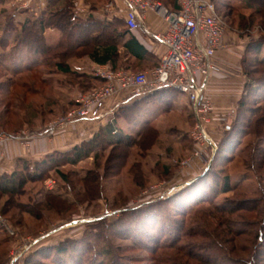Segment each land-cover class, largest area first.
<instances>
[{
  "label": "rangeland",
  "instance_id": "obj_1",
  "mask_svg": "<svg viewBox=\"0 0 264 264\" xmlns=\"http://www.w3.org/2000/svg\"><path fill=\"white\" fill-rule=\"evenodd\" d=\"M229 1L232 3V7L228 12L226 10L217 12L227 28L245 39L247 45L252 39L264 37V10L259 15L251 14L252 12L244 3H240V0ZM19 7L21 5L17 0H3L0 4V40L2 37L10 38V42L14 39V32L10 28L18 24ZM224 12L228 13L227 17L224 16ZM241 25H244L243 27L250 25L252 28L246 30L247 32L244 30L241 32ZM7 26V32H3V30L5 31L4 27ZM51 31L45 36V44L56 47L60 42L62 32L56 28ZM76 61L72 62L74 69L77 68ZM43 71L44 74H41V77L34 71L25 72L20 75L21 82L31 81V78H28L31 76L32 78L37 77L36 83L30 82L31 86L30 84L29 86L36 89V92H43L47 87L40 86L39 79L54 80L47 89L59 95L60 100L57 95L54 96L59 106H45V115L38 116V118H35L36 115L30 111L29 116L32 118V122L27 125L21 120L23 123L19 125V127L22 126L20 130L4 127L2 131L0 130V139L6 136L11 138L6 142H0V174L6 173L2 172V165L6 164L4 167L10 168L15 167L13 169L15 171L20 161L17 160L16 164L12 163L13 165H11V158L9 160L6 155L8 143H17L19 146L15 150L22 147L29 150L33 139L45 137L43 135L46 129L71 110V106V108L65 107V112L60 110V107H64L66 104L67 99H71L75 104L80 95L88 93L76 94L77 90L72 86L73 79L70 77L58 76L54 72L48 74L45 72L46 70ZM84 71L86 72V69H83ZM132 72L137 73L138 71ZM7 77L9 76L0 77V85ZM133 99L127 97L120 100L111 112H114L113 116L125 134L134 137L140 143L145 140V137L138 136L145 121L158 120V123L155 124L158 130L157 135L152 134L156 139L155 144L148 149L144 144L145 149L142 152L138 147L131 149L128 164L116 177L104 176V165L111 152L108 145L100 147L98 157H90L75 166L66 164L60 158L61 156H56L55 163L49 162L50 164L43 167L47 177L45 180L29 182L22 194L16 198L9 199L7 196L0 195V264H76L78 258L83 262L82 264H98L103 261L109 263L112 258H115L118 264H156L154 262L156 256L149 249L154 246L150 236H157V234L150 231L149 227L144 226L142 220L147 215L156 213L159 219L165 220L164 224H166L167 230L171 228L167 221V214L174 215L179 222L183 221L188 226L195 224V227L201 226L202 229L206 213L213 212L212 208L224 206L227 203L237 206L245 201L249 202L246 204V209L239 210L229 216V219L234 223L233 230L236 231V235H231L232 243L226 242L224 245L225 251L230 253L225 262L228 264H241L245 261L250 263L257 250L261 257L253 263L264 264V243L261 244V233L264 232L262 231V229L264 230L262 226L264 222V134L262 137H257L248 133L247 124L244 123V119H240L244 125L240 124L230 153L225 155L222 160L218 159L220 156H215L218 150L215 147L213 150L209 149L205 157L196 160L191 167H184L183 163L192 157L195 150L192 139L195 125L192 126L191 119L193 116L195 124L194 112L186 102H183L182 107L191 114L187 123L180 114H177L178 116L174 114L173 109H166L167 115H161L163 114V105L158 102L150 103L144 108L145 104L141 103L134 111L133 105H131ZM28 101L34 102L33 107L37 110L42 105H39L42 102L41 95L40 97L32 96ZM251 101V107H264V93L261 98L252 96ZM142 108L145 110L144 112H142ZM120 113H126V118L123 117L124 114L120 116ZM189 113L182 115L186 117ZM241 114L246 119L252 117L248 111ZM236 116V111H234L227 127L234 124ZM107 117H109L108 119L112 118V113ZM12 118V122L21 119ZM154 121L152 122L154 123ZM213 127L211 126L212 129ZM9 129L12 132L8 133ZM187 135L189 136L186 138ZM219 136L218 139L215 138L217 145L223 139L224 127ZM25 137L32 138L29 144L23 142ZM71 150L55 151L52 154H64ZM260 159L261 161L256 164ZM44 160L45 158H35L28 161L35 163ZM168 169L170 170L167 171ZM30 171L34 173L39 170H35L32 164ZM58 171L67 174L70 182L64 183ZM90 171L97 172L102 177L99 182L102 193L101 197L86 201L78 194L84 192L81 178L86 177ZM204 171L205 179L209 180L210 185H216L217 196L214 192L211 202H201L192 207V214H198L197 217H199L194 222L193 215L182 217L178 212H175L178 209V206L175 205L176 202L168 203V200L172 199L173 201L174 197H178L189 189V185L198 181ZM210 171H214L215 174ZM225 175L229 176L231 185L227 193L221 192ZM48 200L60 202L62 205L59 204L58 208L52 209ZM39 203H44L45 207L36 211L34 207ZM29 209L39 213V218L36 219L28 214ZM206 219L210 221L211 227L205 225L203 230L212 232L215 221L212 216H207ZM209 233L208 235H210ZM103 234L106 235L107 241L102 239ZM165 239H170V237ZM205 243L208 244V242ZM87 245L93 246L92 252L91 250L87 252ZM104 245H107L106 247L111 251V257H108L107 260L101 256ZM57 248H63L65 253L59 256ZM202 253L210 254L211 252L207 250ZM167 254L172 255L170 251H167ZM170 258L173 259V257ZM167 264L172 263L167 262Z\"/></svg>",
  "mask_w": 264,
  "mask_h": 264
},
{
  "label": "trees",
  "instance_id": "obj_2",
  "mask_svg": "<svg viewBox=\"0 0 264 264\" xmlns=\"http://www.w3.org/2000/svg\"><path fill=\"white\" fill-rule=\"evenodd\" d=\"M75 1L76 0H49L47 9L40 17H30L22 25L16 23V26L13 25L10 28L14 32V39L11 42L10 38L7 37H2L0 40V77L4 75L9 76L2 81L0 85L1 131L3 127L12 128V130H20L22 126L19 127V125L23 123V121L29 125L30 122H32V118L29 116L30 111L36 115V117L34 115L35 118H38V116L45 115V106H59L54 97L57 95L59 99V95L47 89L52 85L54 80L40 78L38 84L47 88L46 91L36 92V89L30 87V82L35 84L37 77L32 78L31 76L28 77L29 79L31 78V81L26 80L27 82L25 83L21 82L22 77L20 75L25 72L31 73L34 71L36 75L38 74L41 77V74H44L43 70H46L45 72L48 74L54 72L58 76L70 77L73 79L72 86L77 90L76 94H84L101 86L103 83L89 72H83V70L76 67L74 69L72 65L74 60L89 57L94 63L100 65L107 64L114 71L121 69L131 71L130 65L125 66L123 57L120 56L119 38L130 33V30L126 28L124 20L118 18L115 19L113 23H106L90 17L86 20L79 19L74 13ZM97 1L98 3L111 2V0ZM155 1L163 3L170 10L178 11L180 9L178 0ZM211 1L215 4L218 13L224 10L228 12L232 7V3L229 0ZM2 2L3 0H0V4ZM240 3H244L252 12L251 14L256 13L259 15L264 10V0H240ZM223 14L225 17L228 16V13L224 12ZM243 26L244 25H241V32H243V30H251L252 28L250 25L248 27L246 25L245 27ZM48 28H56L62 32L60 43L54 48L45 44L44 32ZM4 29L5 31L3 30V32H7L8 26L4 27ZM121 48L125 51L127 56H131L136 60L134 63H136L135 65L137 68L145 64V60L147 59L146 50L134 36H131L127 42L123 43ZM159 64L160 61L156 67H158ZM241 64L243 76L245 78L244 92L235 109L237 116L234 124L224 128L223 139L218 145L216 140L214 141L218 148L215 156H220V158H218L219 160H222L225 155L230 153L231 145L234 143L236 134H238L237 130L240 124L244 125L240 119H244V123L247 124L248 133L254 134L257 137H262L264 134V107L250 106L252 96L261 98L264 93V37L256 40L252 39L250 43H248L242 56ZM9 89L10 92H8ZM171 91L170 89H163L145 94L134 102L133 110L136 111L138 106L148 99L152 100L159 96L169 97V95L172 94ZM35 95L39 97L41 95L42 102L38 103L42 105L39 110L33 107L34 102L28 101ZM67 106L74 108L75 104L71 99H67L66 104L64 107H60V110L65 112V107ZM244 111L250 112L252 117H247L248 119L243 117L241 113ZM50 112L52 113V111ZM123 114L120 113V116H123ZM12 117L21 119L20 121L12 122ZM123 117L126 118V113ZM115 119L116 118L108 122L106 126L101 127L93 135L92 139L86 140L82 144L75 146L67 153L49 154L45 157L44 161L35 163H30L24 159L20 160L15 171L11 174H0V195L7 196L9 199L16 198L22 194L29 182L45 180L47 177L46 173L43 171V167L50 164L49 162L55 163L56 156H61L60 158L63 159L66 164L75 166L90 157H98V150L105 145L111 148V152L104 165V176H118L129 162L128 159L130 158L131 149L138 147L140 152H142L145 149L144 144L146 145V149L153 146L156 139L152 134L157 135L158 130L155 123L152 121L146 122L138 135L145 137L144 142L140 143V141L134 139V137L127 136L125 131L118 126ZM191 119L193 126L194 117L192 116ZM10 130L11 129L7 132H12ZM188 136L189 135H187L186 138ZM260 161L261 159L256 162V164ZM32 164L35 170L39 171H35L34 173L31 172L30 169ZM169 170L170 169L167 171ZM210 172L215 174L214 171ZM58 174L64 183L70 182L67 174L61 171H58ZM205 178L206 174L204 171V174L200 176V179L198 178V181L189 185V189L178 197H174L173 201L172 199L168 200V203L176 202L175 205L178 206V209L174 211L178 212L182 217H191L193 215L192 218L194 222L195 219L199 217H197L198 214H192V207L201 202H211V197L214 192H216V185H210L209 180ZM101 179L102 177L97 172L90 171L86 177L81 178L84 192L78 195L83 197L86 201L101 197L102 189L99 183ZM230 187V178L228 175H225L221 192H229ZM215 194V196H217V192ZM48 201L52 209L58 208L57 206L60 204V202ZM247 203L249 202L245 201L237 206L227 203V205L212 208L213 212L211 213L207 212L206 217L212 216L215 221L213 231L211 232L208 230L210 233L203 230L206 226L211 227L209 224L210 221L207 220L206 217L203 221L204 227L201 229V226L195 227V224L188 226L183 221L179 222L174 215L169 216L166 212L167 221L171 225V228L167 230L166 224H164L165 220L159 219L156 213L147 215L142 220L144 226L149 227L150 231L156 232L157 234V236H150L152 237L151 240L154 246L149 250L156 256L154 262L156 264H167V262H171L172 264H228L225 261L230 253L225 251L224 245L226 242L232 243L233 237H231V235H236V231L234 232L233 230L234 223L229 219V216L234 215L239 210L246 209ZM257 205L259 204L257 203ZM43 207H45V204L39 203L34 208L36 211H39L41 208L43 209ZM36 211H30L29 209L27 213L37 219L40 215ZM159 223L161 225H158ZM262 226L264 227V222ZM262 231L264 230L262 229ZM208 233L210 235H208ZM105 234H103L102 239L107 241L108 239ZM141 234L143 233L141 232ZM168 236L170 239H165ZM257 236L259 238L258 233ZM261 239V244H263L264 232L261 233ZM205 242H208V244ZM106 246L107 245H104L102 248L101 256L107 260L108 257H111V251ZM92 249V245H87V252H90V250L92 252ZM207 250H210L211 253H202ZM167 251H170L172 255L169 256ZM57 253L60 256L65 253V250L63 248H57ZM170 257H173V259ZM259 257H261L260 253L256 250L250 263H246L245 261L241 264H257L253 262ZM80 261L78 258V261L76 260L75 263L82 264L83 262L81 261L80 263ZM103 262L104 264L108 263L106 261ZM103 262L98 264H103ZM108 264L118 263L115 261V258H112Z\"/></svg>",
  "mask_w": 264,
  "mask_h": 264
},
{
  "label": "built area",
  "instance_id": "obj_3",
  "mask_svg": "<svg viewBox=\"0 0 264 264\" xmlns=\"http://www.w3.org/2000/svg\"><path fill=\"white\" fill-rule=\"evenodd\" d=\"M36 0H17L23 9H30ZM126 6V23L130 30H137L139 22L148 11L155 12L167 24L164 33L153 38L166 49L158 67L145 72L114 71L110 67L97 69L94 76L102 85L85 95H80L64 117L50 125L43 136L53 139L79 121H96L105 115V105L114 96L129 92L132 98L170 89L187 96L195 116L192 139L195 150L183 163L191 167L203 159L216 145L209 133L214 122L213 103L206 94L211 77L212 59L224 48L228 30L211 0H178L180 9L170 10L155 0H123ZM11 138H1L6 142ZM31 137L23 142L29 144Z\"/></svg>",
  "mask_w": 264,
  "mask_h": 264
},
{
  "label": "crops",
  "instance_id": "obj_4",
  "mask_svg": "<svg viewBox=\"0 0 264 264\" xmlns=\"http://www.w3.org/2000/svg\"><path fill=\"white\" fill-rule=\"evenodd\" d=\"M48 3L49 0H36L30 9H22L19 7L18 25L25 23V21L32 15L34 16L33 18L40 17L47 9ZM74 13L77 18L82 20H86L90 17L98 21H104L106 23H113V21L118 18L123 19L126 24V28L129 29L126 23V6L123 0H111L109 3H98L97 0H76ZM52 29L54 28L46 29L44 36H47L48 32H52ZM166 30L167 24L161 17H159L153 11L146 12L143 19L139 22V28L137 30H130V33H127L125 36L119 38L120 56L123 57L125 66L130 65L131 71L124 69L121 70L126 72H132L134 70L138 72H145L155 69L161 57L165 54L166 49L153 38V35L164 33ZM131 36H134L146 50L147 59L145 60V64H143L142 67L137 68L135 65L136 63H134L136 60L131 56H127L125 51L121 48V45L127 42ZM223 42L224 48L217 51L212 59L213 70L206 86V94L213 103L214 107L215 120L210 125L209 129L214 141L220 137L219 133L221 132L222 128L227 127V123L232 116V113L235 111L237 103L242 97L245 86V78L243 76L241 64L242 56L247 45V43H245V39L239 37L235 32L228 29L225 33ZM75 65L80 70L86 69V72H89L92 75H94L97 69L104 67L109 68V65L107 64L100 65L94 63L89 57H83L77 60ZM171 93L172 94H170L169 97L159 96L153 98L152 100L148 99L144 102L145 105L143 104V108L148 106L150 103L155 104V102H158L159 104L163 105V114L161 115H167L165 112L166 109H173L172 111L174 114H180L182 116L180 117L183 118V120L185 119L188 123L191 114L182 107V104H184L183 102H186L187 106L191 108L187 96L175 90H172ZM142 96L134 98L131 102V105H133L134 102L137 101V99L139 100ZM127 97H131L129 92L118 94L109 99L105 105V115L99 120L76 122L66 131L60 133L52 140L45 137L33 139L30 144L31 148L29 150L24 147L15 150V148L19 145H17V143H8L6 146V155H8L7 157L9 160L11 158V165L16 164L17 160L24 159L28 161L35 158L42 159L55 151H68L81 144L85 140L91 139L101 127L106 126L108 122L115 118L113 116L114 112H111L112 108L117 102ZM144 111L145 110L142 112ZM111 113L112 118L108 119L109 117L107 116ZM187 113H189V115L186 117L182 115H187ZM150 120L154 121L153 119ZM146 122L149 121H145V123ZM154 123L157 124L158 120L154 121ZM211 126H214L213 129ZM5 165H2V172L12 173L15 167H4Z\"/></svg>",
  "mask_w": 264,
  "mask_h": 264
}]
</instances>
